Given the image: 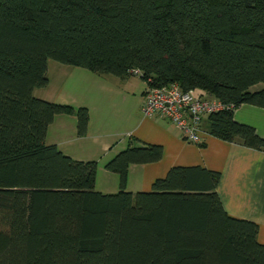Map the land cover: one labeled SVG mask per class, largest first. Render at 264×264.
<instances>
[{
    "label": "trees",
    "instance_id": "obj_1",
    "mask_svg": "<svg viewBox=\"0 0 264 264\" xmlns=\"http://www.w3.org/2000/svg\"><path fill=\"white\" fill-rule=\"evenodd\" d=\"M48 59L264 107V0H0V264H264L259 224L222 205L220 171L172 165L127 190L129 163L163 153L129 140L105 162L119 189L102 192L96 159L45 142L55 114L75 113L79 134L89 119L84 105L33 93ZM206 119L212 134L264 149L233 110Z\"/></svg>",
    "mask_w": 264,
    "mask_h": 264
},
{
    "label": "crops",
    "instance_id": "obj_2",
    "mask_svg": "<svg viewBox=\"0 0 264 264\" xmlns=\"http://www.w3.org/2000/svg\"><path fill=\"white\" fill-rule=\"evenodd\" d=\"M47 76L48 83L35 87L33 93L47 100L84 105L89 119L86 132L79 134L75 113L55 114L47 127L45 142L55 143L74 159H96L95 189H119L118 173L106 168L105 162L129 140L137 144L160 143L163 153L159 159L129 163L125 189H149L153 180L172 165L201 164L218 170L216 190L224 209L233 216L256 221L257 237L264 242V149L212 134L206 116L201 122L200 141L186 139L168 118L143 113L146 83L137 75L98 74L80 65L48 59ZM233 116L253 125L264 136V107L243 102L233 110Z\"/></svg>",
    "mask_w": 264,
    "mask_h": 264
},
{
    "label": "built area",
    "instance_id": "obj_3",
    "mask_svg": "<svg viewBox=\"0 0 264 264\" xmlns=\"http://www.w3.org/2000/svg\"><path fill=\"white\" fill-rule=\"evenodd\" d=\"M135 73H139L134 69ZM233 102H223L205 89H181L177 83L167 86H150L144 91L142 111L145 115H159L171 120L186 139L200 141L201 122L208 113L220 109L234 110Z\"/></svg>",
    "mask_w": 264,
    "mask_h": 264
},
{
    "label": "rangeland",
    "instance_id": "obj_4",
    "mask_svg": "<svg viewBox=\"0 0 264 264\" xmlns=\"http://www.w3.org/2000/svg\"><path fill=\"white\" fill-rule=\"evenodd\" d=\"M261 85V83H257V84H255L254 86H252L253 88H257V87H259Z\"/></svg>",
    "mask_w": 264,
    "mask_h": 264
}]
</instances>
